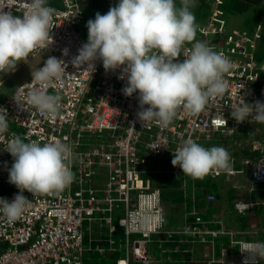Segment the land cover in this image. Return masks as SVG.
<instances>
[{
	"label": "built area",
	"instance_id": "built-area-1",
	"mask_svg": "<svg viewBox=\"0 0 264 264\" xmlns=\"http://www.w3.org/2000/svg\"><path fill=\"white\" fill-rule=\"evenodd\" d=\"M84 1L47 0V5L55 10L49 42L17 61L44 51L64 60L67 67L62 78L43 85L46 93L59 98L57 113L44 114L26 102H17L21 89L26 92L40 86L31 82L32 76L0 101V111H7L9 123L8 131L0 135V197L12 199L19 192L8 182L7 168L13 158L2 149L12 136L39 143L60 139L70 146L66 163L73 173L72 182L62 191L33 194L25 190L23 194L29 202L15 222L9 223L0 215V264H91L86 262L88 251H105L103 246L93 248L85 243L86 230L90 242L93 241L96 223L107 225L109 242L113 247L119 243L124 250V256L116 264H242L246 253L240 248L259 240L238 238L223 226L214 228L213 219L203 217L193 205L181 226L167 229L162 190L146 174L161 172L179 177L183 171L173 164L170 169H150L147 161L149 156L162 155L172 161L176 149L189 138L197 143L215 134L233 138L248 128L249 132L264 133V123L252 118L237 122L231 116V106L242 98L252 104L264 102V60L258 62L255 54L261 25L250 33L227 32L221 8L224 0H214L215 6L199 28L195 41L207 42L214 51L231 60L233 68L224 77L226 91L210 99L200 113L190 114L178 108L170 124L162 127L156 121L139 120L137 94H123L126 79L118 78L120 68L105 71L99 60L94 62V69L71 63L87 40L78 29L84 18ZM6 2L15 5L11 8L13 15L22 16L26 0H0V7ZM3 10L9 11V6L5 4ZM195 41L185 42L176 59L182 61ZM65 48L67 55H63ZM6 70H0V87ZM241 165L237 168L231 161L230 169H212L209 174L229 180L244 176L256 186H264L263 135L251 142V155L243 157ZM251 191L247 197L235 201L234 209L239 215L264 204V200L252 197ZM208 200H215V196H208ZM117 232L121 233L119 239L115 237ZM221 235H228L229 241L217 253L216 239ZM199 244H213L215 249L205 253L204 259H197L193 254ZM228 246H237V262L229 257ZM175 254L185 259L172 258Z\"/></svg>",
	"mask_w": 264,
	"mask_h": 264
},
{
	"label": "clouds",
	"instance_id": "clouds-1",
	"mask_svg": "<svg viewBox=\"0 0 264 264\" xmlns=\"http://www.w3.org/2000/svg\"><path fill=\"white\" fill-rule=\"evenodd\" d=\"M197 0H116L107 12H96L86 22L87 40L78 49L71 63L94 69L99 60L105 71L121 69L118 78L126 79L122 92L137 94V116L143 123L156 121L167 126L182 107L190 114L200 113L210 99L222 96L227 88L225 74L232 70L231 60L212 49L205 41H195L184 59L185 42L194 40L196 22L192 6ZM9 11H4V6ZM0 7V70H4L42 48L49 42V29L54 24V9L47 0H26L21 15H13L14 4ZM63 55L68 49L62 50ZM66 63L48 56L32 75L33 86L20 90V100L41 113L55 115L59 108L56 95L48 94L43 85L62 78ZM30 82V83H31ZM15 98V97H14ZM147 106V107H145ZM231 116L237 122L248 118L264 123V102H240L231 106ZM7 111H0V135L8 131ZM13 160L7 168L8 182L18 189L14 198L0 197V215L9 223L24 213L29 199L25 190L36 193L62 191L73 180L66 161L70 146L55 139L39 143L12 136L2 148ZM171 163L184 174L202 178L212 169H230V155L223 146L204 147L186 139L174 152ZM246 253L242 264L264 261V241L247 242L240 248Z\"/></svg>",
	"mask_w": 264,
	"mask_h": 264
},
{
	"label": "trees",
	"instance_id": "trees-1",
	"mask_svg": "<svg viewBox=\"0 0 264 264\" xmlns=\"http://www.w3.org/2000/svg\"><path fill=\"white\" fill-rule=\"evenodd\" d=\"M98 1L101 0H85L82 2L83 8L88 5L86 13H89V10H94L92 5ZM102 1L105 2L104 5L106 6V9L107 6L109 8L116 2V0ZM177 5H179V0H177ZM214 6V0H197L195 5L192 6L196 22L193 41L199 37L198 30L203 26ZM221 8L224 10V17H229L228 20H230V22L227 21V32L240 30L250 33L258 25H261L262 32L257 39L255 54L258 62H262L264 60V0H224ZM102 11L104 12L103 9ZM212 41L218 40L213 39ZM13 88L14 87L10 82L4 81V84L0 87V101L3 100ZM248 129L240 130L233 138L215 134L211 139L202 140L199 144L206 148L211 146H223L230 155V162L233 161L235 167L241 168V159L251 155V142L263 135L258 131L249 132ZM253 155H257V153H253ZM147 162L150 169H170L172 165L171 161H168L165 155L149 156ZM146 176L154 179V185L162 190L163 204L168 210H170L172 216L175 215L176 212H179V209H182V207L183 209L186 208V211L188 212L192 205L199 211L204 207H206L207 210L212 211L217 207L215 203L216 199L221 197L220 189H228L225 191L224 195L229 196L228 199L230 201L237 197H246V194L250 192L247 189L240 191L231 188L232 186L228 187L226 186L224 177H214L209 173L202 178H193L184 173L175 178L172 173L164 175L161 172L154 174L148 173ZM184 185L186 186L185 190ZM237 192L239 193L238 196L236 195ZM210 195H214L215 200H208V196ZM251 196L264 200V186L258 185L257 189L251 191ZM263 209L264 205L260 204L253 211L238 217V219L241 221L242 225H245V223H247L246 219H248L249 216H256L258 215V211ZM180 215L182 214L180 213ZM179 226H181V222H178L176 227ZM102 227H107L109 230L107 225L96 223L93 226L94 231L92 230V233L96 232L95 229H99L100 234H92L94 239L91 242L90 233L86 230L85 243L87 245L90 243L93 248H96L97 245L105 248L103 253H100L99 251H88L86 254V262L91 264H116L117 260L124 256V250L120 248L119 243L115 244V247L112 246L108 240L110 235L103 234L101 231ZM87 232L89 233V236H87ZM262 238H264V233L258 232L253 239L264 241L261 240Z\"/></svg>",
	"mask_w": 264,
	"mask_h": 264
},
{
	"label": "crops",
	"instance_id": "crops-1",
	"mask_svg": "<svg viewBox=\"0 0 264 264\" xmlns=\"http://www.w3.org/2000/svg\"><path fill=\"white\" fill-rule=\"evenodd\" d=\"M104 3L105 2L102 0L98 1L97 3H94L92 5L94 10H92V11L89 10L88 11L89 13H86V11L88 9V5L84 6V18H83V21L78 25V29H79V31L82 32V34L86 38H87V27H86L87 20H89L90 18H94L96 12H100L101 14L107 12V10L109 8L107 6V9H106V6L104 5ZM102 9L104 10V12L102 11ZM83 25H84V27H83ZM15 85H17V84H15ZM13 87H15V86H13ZM12 91H13V89L11 90V92ZM165 174H168V173H165ZM175 178H177V177H175ZM224 179H225L224 180L225 182H228V180H229L226 177ZM232 181H233V185L231 188H233L235 190L242 191L243 189H247V190L251 191L252 187H255V189L258 188V186L253 184L249 179H247L244 176H238L235 179H232ZM248 183H250V184H248ZM238 184H240V186L236 187ZM226 186H227V183H226ZM185 189H186V186L184 185V190ZM226 190H228V189H226ZM226 190L220 189L221 197L216 199L215 203H216L217 207L215 209H213L212 211L207 210L206 207L200 209V213L202 212V216L205 218H208L210 220L213 219L212 225L214 226V228H218V227L223 226L225 229L234 232L235 236H237L238 238H241V239L254 238V236L258 232L264 233V209L261 211L259 210L258 215H256V216L255 215L249 216L248 219H246L247 223H245V225H242L241 221H239V219H238V217H241L242 215H239L236 212V210L234 209L235 208L234 203L239 198L237 197V198L233 199L232 201H230L228 199L229 196L224 195ZM249 193L246 194V197L249 195ZM166 212H167V216H168L167 229L176 228L178 222H181V225L184 223V217L187 213L186 208L183 209V207H182V209H179V212H176V214L173 216H172L170 210H168L167 208H166ZM180 213L182 215H180ZM220 222H221V224H220ZM94 234L99 235L100 230L98 229ZM261 240H264V238H262ZM228 241H229L228 235H221L216 239V251H217V253L221 249L222 245H224V244L227 245ZM169 246H171V245H169ZM195 247H196L197 252L195 254H193V257L197 258V259H201V260L204 259L205 255H206L205 253H209L211 250L215 249V245H213V244H208V245L199 244ZM228 250H229V257L232 260H235L237 262V257H238L237 246L236 247L235 246H228ZM156 254H157V256L159 255L158 257H160L159 250H157ZM172 258L185 259L181 254H175ZM169 263H172V262H167V264H169Z\"/></svg>",
	"mask_w": 264,
	"mask_h": 264
},
{
	"label": "rangeland",
	"instance_id": "rangeland-1",
	"mask_svg": "<svg viewBox=\"0 0 264 264\" xmlns=\"http://www.w3.org/2000/svg\"><path fill=\"white\" fill-rule=\"evenodd\" d=\"M228 18L229 17H226L227 21L230 22V20H228ZM48 56H50L49 53L44 51V52H41L40 54H38L32 58H29L27 60H23L22 62H18V63L15 62V64L12 67H10L9 70L7 68L6 71H8V72H6L5 81L10 82L13 86L16 87L15 84L19 85L20 83L29 79L32 76L31 73H34L38 67L42 66L44 60L47 59ZM260 132L264 136L263 131H260ZM171 167H172V165H171ZM226 183H227L228 187H231L233 185L232 179L228 180V182H226ZM248 184H250V183H248ZM236 195L238 196L239 193L237 192ZM114 222H115V224H117V219H115ZM92 225H93V223H92ZM95 231H97V230L95 229ZM101 231L103 234L109 235V230L107 227H102ZM87 236H89L88 232H87ZM115 237L117 239L121 238V233L120 232L115 233Z\"/></svg>",
	"mask_w": 264,
	"mask_h": 264
}]
</instances>
